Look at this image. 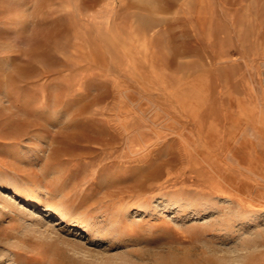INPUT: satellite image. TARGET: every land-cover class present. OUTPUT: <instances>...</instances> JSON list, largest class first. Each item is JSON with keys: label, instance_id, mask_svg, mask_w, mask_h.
<instances>
[{"label": "rangeland", "instance_id": "374dc122", "mask_svg": "<svg viewBox=\"0 0 264 264\" xmlns=\"http://www.w3.org/2000/svg\"><path fill=\"white\" fill-rule=\"evenodd\" d=\"M0 264H264V0H0Z\"/></svg>", "mask_w": 264, "mask_h": 264}]
</instances>
